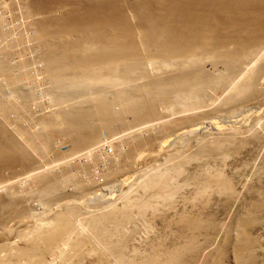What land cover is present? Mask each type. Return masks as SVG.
<instances>
[{
  "label": "bare ground",
  "instance_id": "bare-ground-1",
  "mask_svg": "<svg viewBox=\"0 0 264 264\" xmlns=\"http://www.w3.org/2000/svg\"><path fill=\"white\" fill-rule=\"evenodd\" d=\"M19 1L25 20L31 17L27 30L38 53L33 56L39 62L36 75H40L39 80L49 93L51 107L43 110L40 117H34L33 130L21 123V118L28 117L32 109H29L27 89L20 87L21 83L28 82L29 73L17 71L16 67L21 66L27 56L21 58V62L11 61L14 48L10 50L4 43L0 47V90L9 92L11 89L12 92L0 95V223L20 215L28 216L31 198L45 205L62 197L65 200L62 209L58 207V211L55 206L57 212L51 210L53 215L44 218L45 212L44 219L22 228L18 238L15 237L20 238L22 245L20 242L17 245L16 241H13L16 244H0V264H80L81 258L82 264L83 256L90 254L97 257L96 264H176L177 260L182 261V252L195 247L191 231L200 230L203 224L193 213L182 210L175 215L177 223H174L190 229L192 234L188 235L189 241L184 238L186 244H176L177 249L170 245L172 249L165 247L166 251H161L163 238L162 246L150 247L153 248L150 251L146 249L142 253L140 248L139 252L134 249L139 247L133 248V245L129 249L128 228L132 231L138 226L147 212L158 216L166 211L174 204L179 190L189 184L197 186L195 199L194 196L192 199L198 197V201H206L211 190L233 193V186L222 171L215 168L213 171V167L211 170L207 162L213 157L226 159L235 132L233 135L232 131L221 128L203 133L200 126L198 131L202 133L188 139L185 148L163 152L165 165L162 163V167L146 173L141 182L144 195L123 197L120 205L116 202L105 209L102 207L104 210L100 212H88L74 198L130 172L135 152L153 144L164 133L168 135L174 128L197 124L202 115L229 108L250 98L253 91L259 89L257 79L264 69V0ZM7 2L1 1L0 8ZM101 130L111 132L113 137L117 135L112 139L114 144L111 143L114 148L110 146L113 151L104 152L108 162L98 151ZM53 134L67 140L72 158L64 156L54 165L38 166V157L51 145ZM192 161L199 162V169L189 175L186 166ZM18 172L28 174L14 180L16 175L14 178L10 175ZM6 174L10 175L5 178ZM9 177L14 181H9ZM257 205L253 206L257 208ZM250 212L240 218L241 227L245 228V223L252 220ZM234 245L239 251L238 264L253 258L252 240L245 230L238 233ZM214 254L202 264H220L219 254ZM53 259H58L57 263Z\"/></svg>",
  "mask_w": 264,
  "mask_h": 264
},
{
  "label": "rangeland",
  "instance_id": "rangeland-1",
  "mask_svg": "<svg viewBox=\"0 0 264 264\" xmlns=\"http://www.w3.org/2000/svg\"><path fill=\"white\" fill-rule=\"evenodd\" d=\"M1 1H4V3H6L8 0H0V2ZM9 2H10V0H9ZM9 2H7L6 6L2 7V9L0 8V10H1L0 11V17H1L0 18V29L3 30V31H1V30L0 31L2 32V34L4 36L3 37L2 35H0L1 39H2V37L4 38L3 42L2 41L0 42V47L2 45H4V43H5L7 46H9L10 50L14 48L11 51V58H10L11 61H13L15 59L14 61L17 60L16 62H21V58L24 59V57L27 56V57H25L26 59H24V60L22 59L23 61H22V63H20L22 65L19 67L17 66L16 70L17 71L18 70L19 71L25 70L26 72L29 73L28 77H27L28 82H26L27 84L21 83L20 87H22V85H23V90L27 89L26 92L28 93L29 99L31 101V102L29 101V103H31V106H29V109H30V107L32 108V109H30L31 111L30 110L29 111L32 114L29 112V116H28L29 118L27 116L23 117V119L21 118V120H22L21 123L23 125L26 124L25 125V126H27L26 128L30 127V130H31L33 128L34 121H35V120H33L34 117H35V119L40 117L44 113V111L48 110L51 107L50 102H49L50 98H49L48 91L44 89L43 83H41L39 80L40 75H36V74H39L38 73L39 67L37 68V66H38L37 64L39 62H38L37 58L34 59V57L36 56L35 53H37V51H34L35 48H33L35 41L33 38H31V34H29V31L27 30L28 29L27 23H28L29 19H31V17H29V19H27V21L25 20L26 17L23 16L24 14L21 11L22 5L20 6L21 2L19 0L18 1L12 0L11 3H9ZM14 3H15V5L13 7ZM9 4L10 5L12 4V6H9ZM15 8H17V9H15ZM18 10H20V11H18ZM11 14H12V17H11ZM11 20H12V23L10 22ZM7 21H9V22H7ZM4 32H5V34H4ZM20 33H23V34H20ZM27 34H29L30 36ZM23 37H25V38H23ZM20 39H22V40H20ZM8 40L9 41H12V40L17 41L18 40V41L17 42L14 41V42L9 43ZM27 41H28V43H27ZM30 42H32V45ZM14 43H15V45H14ZM31 46H32V49L30 48ZM27 48H29L30 51L32 50V53L29 50L25 51ZM13 51H14V53H13ZM15 52H16V54H15ZM12 53L15 55H13ZM26 60H28V61H26ZM35 60H37V61H35ZM26 62H27V64H26ZM28 62L30 65L28 64ZM20 67H21V69H19ZM34 78H35V80H34ZM27 79L25 78L24 81L25 80L27 81ZM257 80L259 81V82L257 81L259 83L257 85H258V88L260 90L257 89L258 91L256 90V92L254 90L253 93L251 94L252 96H250V98L248 96L247 98H245V100L240 101L238 103H235L234 105H232L229 108L218 109V110H216V113L215 112H210V113L208 112L209 114L205 113L207 116L202 115V117H200V119L202 121L201 120H198V122L196 121L197 124L193 122L194 125L189 124L186 126L184 125L183 127L181 126V127L174 128L175 130H171L174 133H172L170 131H168V135H167V132L164 133L163 137L156 140V142H154L153 144H151L147 147L139 148L140 150L138 149L135 152L134 156H132V158H133L132 165L134 166L133 169L131 170L132 172L130 171V172L123 173L119 177V179L117 178V179L107 180V181L101 183V185H97L96 187H93L94 190L96 189L95 191L93 190V188H91L88 191H85L86 193L83 192L82 194L81 193L77 194L76 198H74V199L77 202H80L81 203L80 205H82L84 210H86L88 212L89 211L100 212V211L105 209V206L108 207V206H110V204L112 205L113 203L115 205L116 202H117L116 205L117 204L120 205L123 202L125 197H128L129 199H131L134 197L135 198L138 197L139 194H140V196H141V194L144 195L143 192H145V190L142 187L141 182H143L145 180V178H146L147 174H149V172L151 173L152 170L157 169L158 166L162 167V163L165 162V160H164L165 156H163V152L168 153L165 151H169V150L174 151L175 149H180L181 147H182L181 149H183V147L185 148L186 145L189 143V140L193 139V137H195V135L197 133H202L201 131H198V128L200 126L202 127L203 133H205V132L209 133L208 132L209 130H212V131L213 130H220L221 128H222V130L224 129V131H228V132L232 131L231 133L233 135H234L233 132H235L236 134L234 136H236V137H234V138L235 139L239 138V139L238 140L234 139L237 142L236 144H235L234 140H233L234 142L232 141V143L235 144V146H233V144H232L233 148L231 147V144H230L229 149H231V150L229 151V153L226 154V156H225L226 159L218 157L219 158V160H218L217 158L213 157V159L209 158V161L207 160L208 161L207 165L210 169L213 167L212 168L213 171H215L216 169H218L219 171H222L223 175H225L224 177L227 178L231 182V184L233 186L232 187L233 193L225 194L222 192L220 193V192H217L215 190H211L208 192L210 194L209 195L207 194V196L209 198L207 197L206 201L204 199H202V200H204L203 202L204 203L206 202V203L202 204V200H199V201L197 200L198 197H196L197 199L194 200L195 199L194 194H195V190H196L197 186H195V187L193 186V185H195V183L189 184V185L183 187L181 190H179L181 192V194L179 192L175 196V198L173 200L174 204L172 203L173 205L169 207V208H171V207L172 208L171 209L168 208L167 209L168 211L166 210L167 212L164 210L158 216L157 215L154 216L153 213L147 212V214L144 215L145 217L143 219H141L142 222L138 223L137 224L138 226H136L135 228L133 227L134 229H132V231H131V228H128L130 225L126 226L128 229H130L129 234L126 237V239L130 240V241L127 240L130 244L128 245V243H127V245H128V248L130 247L129 249H132L131 245H133L132 246L133 248H134V246L139 247L138 249L134 248L138 251L140 250V248H142L141 249L142 251L141 250L140 251L143 253V252H146L145 251L146 249H147V251L148 250L150 251L153 249V248L149 249L150 247L160 246V244L162 246L163 243H160V242L164 241V245H163L164 249H165V247H166V249L168 247H169L168 249H172L174 247L176 248V244L181 246V244L183 242L185 243L186 241H189L190 238L187 239L188 235H190L189 237H191V235L193 234L195 237V240L193 238L194 242H192V245H193V243H195L194 244L195 247L192 246L191 250L193 249V247H194V250H192V251L189 250L188 252H187V250L183 251L182 254L184 253L185 255L181 254L182 261L180 259L179 260L180 263H177V262H179L177 260L176 264H202L205 262V260L208 257L209 258L212 257L214 253H215L214 255H217V254L220 255V256L217 255V258L220 259V260H218L219 263L221 262L220 264H222V263L223 264H238L237 263V257L239 256V251L237 250V247H235L234 242H235V238H237L238 233L240 231L245 230V233L248 234V236L252 240V246H251L252 249L251 250H252V255H254V256L251 260L245 262L244 264H264V202H263L264 201V126H263L264 125V120H263V118H264V88H263L264 87V69L260 73V76L258 77ZM32 81H34V82H32ZM26 85H29V86H26ZM32 88H33V90H31ZM3 91L0 90V95L2 94L1 96H4V95L6 96V94H10V92H12L11 89L9 92H8V89H7V91H6V89L5 90L3 89ZM31 92H32V94H31ZM39 94L41 96H39ZM45 94H47V95H45ZM258 95H259V97H258ZM47 106H49V107H47ZM28 121H30V123ZM126 130H128V129H126ZM126 130H124V131H126ZM100 132H101L99 134L100 138H99V141L97 142V144L99 143V146L101 144V147L103 149L100 147V149H98V151L100 150L102 152V155L104 154L105 151L110 153L111 151H113V150H111L112 148L110 146L113 147L112 144H114V141H115V140L113 141L112 139H115V137L117 135H115L113 137V134L111 135V132L107 133L104 130H101ZM119 132H116V134L119 135L120 134ZM190 132H192V133H190ZM237 132H238V134H237ZM253 132H254V134H253ZM113 133L115 134V132H113ZM240 133H241V135H240ZM206 135H208V134H206ZM52 136H51V138H52L51 139V145L49 147H47V149H45L46 151H44V153L40 154V156L38 157L39 159L36 157V160L38 159V161H39L37 164L38 166H39V164L40 165L43 164L44 166H46V164H47V166L48 165H54L56 162H60L61 158L64 159V156H65V158L69 157L67 159L72 158L71 157L72 151H71V153H69L70 148H69V143L67 142V140L61 135L53 134ZM249 136H251V137H249ZM243 137H244V139H243ZM108 140H110V141L112 140V141L110 142ZM84 150L85 149H82L81 151H84ZM45 153L47 156L45 155ZM79 153H81V152H79ZM105 154H107V153H105ZM105 154L103 155L104 160H105V162H108ZM43 155H44V157H43ZM66 155H68V156H66ZM50 158L53 160L51 161ZM46 159H47V161H46ZM63 159H62V161H64ZM220 159H223L224 161L220 160ZM54 160H56V161H54ZM192 162H190V164L188 163L186 166L187 167L186 171L189 173V175L193 174V172L195 173V171H197L199 169V168H197V167H199V162H196V161H194L193 163ZM43 165H42V167H43ZM164 165H165V163H164ZM38 166L35 169H38ZM214 168H215V170H214ZM138 172H140L141 174L143 173L144 178L142 177L143 174L142 175L138 174ZM16 173H11V175L10 174L9 175L12 176V178H14L13 176L16 175L14 180L15 179L17 180L20 176H21V178L25 177L24 176L25 172H24V174L22 173V175L20 172H18V174H16ZM28 173H29V171H28ZM28 173H26L25 175H27ZM9 175L6 174L4 177L6 178ZM135 177H136V179H135ZM12 178L9 177L7 179L9 181H11V180L14 181ZM21 178H19V179H21ZM6 180H3V181L6 182ZM8 180H7V182H8ZM81 195H83V196H81ZM192 196H194V199H192L193 198ZM64 200H65V198L62 197V198L57 199L55 201V203L52 202V203L45 205L43 203L40 204L42 201L40 202L37 199H34V198H31V200L29 199L28 204H29L30 209L33 212H31L30 209H28L27 210L28 214L26 213L28 216L21 217V215H20V216H17L15 218L9 219L10 221L7 220L4 223H0V244H4L7 242L8 243L11 242V243L16 244V242H17V245H19L18 242H20V244L22 245L21 240H19L20 238L16 239V238H18L17 235L22 230V228L24 229L25 227H27L28 224L30 225V224L34 223L37 219L41 220V218L44 219L47 216L53 215V214H50L52 211H53L52 213H56L57 212L56 208L59 211L60 208L58 209V207L62 206V203H64ZM192 200H194V201H192ZM30 201H32V202H30ZM200 201H201L202 205L201 204L199 205ZM192 202L193 203L195 202L197 204H195V203L193 204ZM189 204H190V206H189ZM191 204H193V206ZM254 204L255 205L259 204V205H257L259 207L256 208L255 206H253ZM43 205H45V206H43ZM55 206H56V208H55ZM250 206L255 207L256 209L255 208L251 209ZM48 208H50V209H48ZM61 209H62V207H61ZM184 209H186V210H184ZM251 210H252V212H250ZM54 211H56V212H54ZM181 211L182 212L188 211L190 214L193 213L195 216L201 218L203 220V224L200 227L201 229L199 228L200 230H198V229L195 230L196 232L191 231L189 229L191 232H193L192 234H190L191 232L188 230V228L186 229V227H185V229H186L185 230L184 227H182V225H180V227H182V228H180L179 223L177 224L178 225V227H177V225L175 224V223H177L176 216L178 213H181ZM248 211L250 212L249 217H251L252 220L250 222H246L245 228H243L239 225L238 222H240V218L247 217V213H249ZM29 213H31L32 215H29ZM48 213H49V215H48ZM45 214H46V216H44ZM162 214H164V215H162ZM42 215L44 216V218ZM32 216H34V218ZM143 220L144 221L146 220V222L144 223ZM170 221H172V223ZM204 221H205V223H204ZM141 223L144 227L140 225ZM146 224L148 226V229L145 228V227H147V226H145ZM149 229H151V230H149ZM133 230H134V232H133ZM130 232H131V235H130ZM132 232H133V234H132ZM170 237H171V239H170ZM184 238H186V241ZM161 239H162V241H161ZM13 241H16V242H13ZM172 241H173V243H172ZM165 242L166 243L169 242L170 244L168 243V245H165L166 244ZM149 243H151V245H149ZM152 243H154V244H152ZM157 244H159V245H157ZM170 245L172 246V248ZM163 246L160 248V249H162L161 251H166V249L165 250L163 249ZM143 249H144V251H143ZM90 256H93V258L91 257L92 259H90ZM83 257H84L85 261H83L82 264H96L97 263V262L95 263V259L97 261V257H95L92 254H90L88 257H85V256H83ZM82 260H83L82 258L79 260L80 264H81L80 261H82ZM57 261H58V259H55V261L53 259V262L57 263ZM86 261H87V263H86ZM22 263L20 262V264H22Z\"/></svg>",
  "mask_w": 264,
  "mask_h": 264
}]
</instances>
